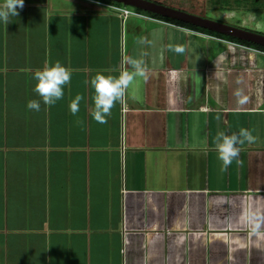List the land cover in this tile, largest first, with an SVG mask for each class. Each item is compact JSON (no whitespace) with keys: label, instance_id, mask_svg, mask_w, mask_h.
Wrapping results in <instances>:
<instances>
[{"label":"crops","instance_id":"1","mask_svg":"<svg viewBox=\"0 0 264 264\" xmlns=\"http://www.w3.org/2000/svg\"><path fill=\"white\" fill-rule=\"evenodd\" d=\"M102 1L134 10L24 0L0 21V264H264V50ZM129 57L146 78L100 123L89 82ZM55 61L64 95L27 109ZM240 128L256 139L225 168L218 133Z\"/></svg>","mask_w":264,"mask_h":264},{"label":"clouds","instance_id":"2","mask_svg":"<svg viewBox=\"0 0 264 264\" xmlns=\"http://www.w3.org/2000/svg\"><path fill=\"white\" fill-rule=\"evenodd\" d=\"M23 4L24 0H3L0 3V21L7 24L10 21L9 17L17 16V6L22 7ZM176 51H182V48L177 47ZM127 62L133 67L134 71H121L118 76L97 73L89 82L94 89V109L91 115L100 123L106 122L113 104L122 100L126 89L134 77L142 76L146 78L142 59L129 57L127 58ZM32 79L36 81L33 90L38 94L39 99L32 98L27 100L26 108L39 111L41 101L44 105L51 106L64 95V86L71 79V71L60 61H55L46 63L43 67L35 69L32 72ZM236 95L239 104L247 102V96H241L239 92ZM82 99V95L77 93L74 99L71 100L69 110L73 115L79 111ZM218 138L216 144L218 157L225 168L233 162V158L239 156L240 145L244 144L245 141L251 143L256 139L253 133L246 128H240L238 132H232L231 134L221 131L218 133Z\"/></svg>","mask_w":264,"mask_h":264},{"label":"rangeland","instance_id":"3","mask_svg":"<svg viewBox=\"0 0 264 264\" xmlns=\"http://www.w3.org/2000/svg\"><path fill=\"white\" fill-rule=\"evenodd\" d=\"M163 3L264 32V0H160Z\"/></svg>","mask_w":264,"mask_h":264},{"label":"water","instance_id":"4","mask_svg":"<svg viewBox=\"0 0 264 264\" xmlns=\"http://www.w3.org/2000/svg\"><path fill=\"white\" fill-rule=\"evenodd\" d=\"M125 5L138 7L147 11L156 12L165 16L183 20L208 28L223 34H228L237 38L249 40L260 45H264V32L251 29L242 25L232 24L226 21L208 16L195 14L187 10L177 8L156 0H114Z\"/></svg>","mask_w":264,"mask_h":264},{"label":"trees","instance_id":"5","mask_svg":"<svg viewBox=\"0 0 264 264\" xmlns=\"http://www.w3.org/2000/svg\"><path fill=\"white\" fill-rule=\"evenodd\" d=\"M156 1H159V0H156ZM160 2H163V1H160ZM115 3L121 4L119 2H115ZM134 10L145 12V13H148V14L153 15L155 17H159V18H162V19L169 20V21L174 22L176 24L187 26V27H190V28H193V29H197V30L209 33V34H213V35H216V36L224 37V38L233 40L235 42H239V43H242V44H246V45L253 46V47H256L258 49L264 50V45H260L258 43H255V42H252V41H249V40L237 38V37H234V36H231V35H228V34H223V33L208 29V28H204V27L198 26V25L190 23V22H186V21H183V20H179V19H176V18L165 16V15H162V14H159V13H156V12L147 11V10H144V9H141V8H138V7H134Z\"/></svg>","mask_w":264,"mask_h":264},{"label":"built area","instance_id":"6","mask_svg":"<svg viewBox=\"0 0 264 264\" xmlns=\"http://www.w3.org/2000/svg\"><path fill=\"white\" fill-rule=\"evenodd\" d=\"M102 2H104V1H102ZM104 3L109 5L110 7H113L115 9L119 10L121 12L122 16L128 15L131 12L135 11L132 8L127 7V6H119V5H116V4L111 3V2H104Z\"/></svg>","mask_w":264,"mask_h":264}]
</instances>
